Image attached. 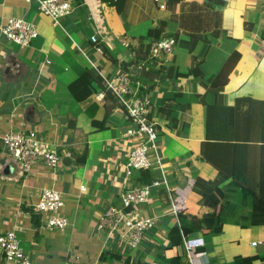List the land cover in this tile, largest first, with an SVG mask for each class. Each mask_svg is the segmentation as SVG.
I'll use <instances>...</instances> for the list:
<instances>
[{
	"label": "crops",
	"instance_id": "crops-1",
	"mask_svg": "<svg viewBox=\"0 0 264 264\" xmlns=\"http://www.w3.org/2000/svg\"><path fill=\"white\" fill-rule=\"evenodd\" d=\"M126 2L124 15L106 0H74L71 13L54 25L39 11L37 0H0L4 18L22 19L37 31L27 45L9 41L0 32V234L16 230L28 244L23 250L31 264H264V222L251 224V197L228 178L219 184L221 211L217 217L212 215L213 208L203 201L201 184L212 186L218 172L200 158L206 120L202 99L230 106L242 96L264 100V0H159L164 8L152 0ZM204 2L212 5L206 13L186 5ZM154 28H161L160 38L177 36L173 53L157 60L155 66L173 65L186 73L200 60L203 75L180 76L162 84L163 89L154 86L149 92V120L158 128V151L170 190L154 188L148 202L139 206L141 215L155 220L154 235L149 232L140 240L144 244L128 251L126 236L98 228L99 216L109 206L120 205L124 190L147 183L141 179L144 173L150 174V180L159 177L158 169L154 164L125 175L124 133L132 121L111 94L106 93L101 101L95 94V117L100 119L104 111L108 114L103 128L94 127L85 104L68 100L67 83L75 77L71 60L88 61L91 68L96 63L107 76L113 66L104 49L98 54L95 48L105 45L116 55L111 41L115 40L131 44L130 57L135 58L141 42L155 40L141 38ZM194 32L208 43L201 39L188 43ZM92 36L97 43L91 41ZM233 51L240 53V59L228 83L214 94L206 80ZM175 92L182 94L176 100L172 99ZM72 118L75 124L69 127ZM26 131L56 147L58 167L39 161L29 171L21 170L5 151L1 137ZM78 154L81 161L76 159ZM46 189L62 195L64 205L55 215L67 218L63 229L47 227L48 214L32 210ZM170 196L178 197L183 207L176 215ZM193 217L208 224L213 219L221 230L213 234L192 230L185 235L180 230V234L168 235L180 220L191 222ZM243 218L249 222H241ZM198 240L200 245L187 253L185 243ZM0 264H6L1 257Z\"/></svg>",
	"mask_w": 264,
	"mask_h": 264
},
{
	"label": "trees",
	"instance_id": "trees-1",
	"mask_svg": "<svg viewBox=\"0 0 264 264\" xmlns=\"http://www.w3.org/2000/svg\"><path fill=\"white\" fill-rule=\"evenodd\" d=\"M106 1L112 4L118 13L126 15L129 5L126 0ZM186 5L192 7V11L205 12V10L211 9V4L207 2H204L203 5L192 3ZM182 28L187 31L185 24L182 25ZM161 31V28L149 29L147 34L141 36V38L142 40L150 39L151 37L155 40L161 39ZM219 31L220 33L224 31L220 25ZM176 37L175 35L174 38L176 39ZM192 38L187 42L191 43L201 39L205 44L208 43V39L201 36L200 33L193 34ZM111 41L116 50L115 56L110 53L105 45L104 47L101 45L102 53L104 49V55L113 66L112 73H108L107 76L110 78L117 72L127 74L132 86L137 89L138 95H149L154 86H159L160 89H163L162 84H168L169 80L180 76L199 78L203 75L200 60H197L186 73L178 72L173 65L155 66L157 59L149 51L151 40L146 44L141 42L139 54L135 58L130 57L133 50L131 44L124 45L119 41ZM79 53L81 54V52ZM239 59L240 53L238 51H233L228 56L219 71L206 80L207 83L205 85L209 91L212 89L216 91L214 94H218L217 92L222 90V87L228 83L229 74ZM77 60L70 61L75 77L67 83L68 94L72 103L85 104L84 110L90 117L91 124L101 129L107 121L108 113L104 111V115L100 119L95 117L98 102H96L94 96L103 89L102 78L90 67L88 61L85 60L86 64H80ZM181 95V93L175 92L172 95V99L176 100V96L181 97ZM237 99V103L232 106L218 102L211 103L202 99V103L206 106V120L205 140L201 143L200 158L213 166L217 170L218 176L212 181V186L202 183L201 193L204 197V203L213 208L210 213L217 217L222 208L221 199L223 197L219 184L230 178L235 188L242 190L251 197V224L261 223L264 222V100L243 96ZM162 101H165V98L161 100V104ZM112 102L115 103L113 100ZM178 102L181 103L180 101ZM189 104L190 101L187 102V106ZM74 116L75 114L72 117ZM74 124L75 122L72 118L68 125L73 127ZM81 158L80 154L76 155L77 160L80 159L81 161ZM143 175L141 178L143 182L151 181L149 173H144ZM198 181V179L195 180V187H197ZM209 222L208 224L204 219L197 217H193L191 222L180 220V225H176V227L168 231V235L172 236V232L180 234V230L184 235L192 230L202 231L205 229L212 234L221 230L220 226L213 222V219L209 220ZM179 239V243H181L182 238L179 237Z\"/></svg>",
	"mask_w": 264,
	"mask_h": 264
},
{
	"label": "built area",
	"instance_id": "built-area-1",
	"mask_svg": "<svg viewBox=\"0 0 264 264\" xmlns=\"http://www.w3.org/2000/svg\"><path fill=\"white\" fill-rule=\"evenodd\" d=\"M39 11L50 17L52 23L57 25L60 19L71 13L74 0H37ZM164 8L159 0H152ZM0 32L7 40L21 45L29 44L30 39L37 36L34 24L22 19L4 18L0 11ZM105 39V38H104ZM91 41L97 43V37L92 36ZM176 45L173 37L165 36L151 42L150 54L157 60L162 57L169 58ZM102 54V48H96ZM83 54V51H82ZM94 71L102 78L103 89L96 94V99L101 101L106 93L111 94L116 102L124 109L132 126L125 130L124 138L127 142V156L122 164L125 175H131L134 170H148L155 164L159 177L140 186L124 190L119 197V206H109L99 216L98 228H107L110 233L117 232L126 236L127 244L131 248L137 247L142 236L155 225V220L141 215L139 206L148 202L154 188L162 187L167 192L170 183L163 168L161 155L158 151V128L155 122L149 120L151 105L148 94L138 95L137 89L131 84L127 74L117 72L108 78L92 63ZM3 147L7 154L21 165V170L29 171L34 164L42 161L50 168H56L60 162V154L56 147L47 139L33 131L8 132L1 137ZM151 152V155L148 154ZM83 190L84 187H81ZM171 210L176 215L183 209L177 198L169 197ZM64 205L60 192L43 190L32 210L47 213L46 226L49 228L63 229L67 218L59 217L55 213ZM254 244V243H253ZM200 245V241L190 244L185 243L186 252L191 253L193 247ZM190 255V254H189ZM0 257L6 264H31V258L20 246L16 230L10 229L0 234Z\"/></svg>",
	"mask_w": 264,
	"mask_h": 264
},
{
	"label": "rangeland",
	"instance_id": "rangeland-1",
	"mask_svg": "<svg viewBox=\"0 0 264 264\" xmlns=\"http://www.w3.org/2000/svg\"><path fill=\"white\" fill-rule=\"evenodd\" d=\"M87 51V50H86ZM68 100L69 101H71V98H70V95H69V98H68ZM72 102V101H71ZM148 154L150 155L151 154V152H148ZM244 220H242L241 222H249V219L248 218H243ZM150 232V234H152V235H154V228H152L151 230H149V231H147L143 236H145L146 234H148ZM142 236V237H143ZM18 238H19V242H20V246L22 247V248H24V249H26L27 250V246H28V244H27V242H25L21 237H19L18 236ZM139 244L140 245H142V244H144L142 241H141V243L139 242ZM138 244V245H139ZM137 245V246H138ZM129 246V245H128ZM128 251H130V250H132V248H130V246H129V248H126Z\"/></svg>",
	"mask_w": 264,
	"mask_h": 264
},
{
	"label": "clouds",
	"instance_id": "clouds-1",
	"mask_svg": "<svg viewBox=\"0 0 264 264\" xmlns=\"http://www.w3.org/2000/svg\"><path fill=\"white\" fill-rule=\"evenodd\" d=\"M98 92H99V91H98ZM98 92H97V93H98ZM97 93H96V94H97ZM149 111H150V109H149ZM148 116H149V114H148Z\"/></svg>",
	"mask_w": 264,
	"mask_h": 264
}]
</instances>
